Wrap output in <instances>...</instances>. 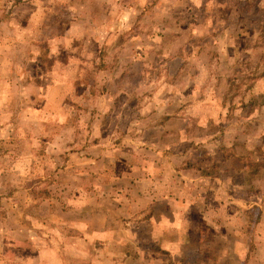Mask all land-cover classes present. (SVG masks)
I'll return each mask as SVG.
<instances>
[{"label":"rangeland","instance_id":"1","mask_svg":"<svg viewBox=\"0 0 264 264\" xmlns=\"http://www.w3.org/2000/svg\"><path fill=\"white\" fill-rule=\"evenodd\" d=\"M252 119L264 145V0H0V264H264L256 209L223 208L228 238L205 229L203 256L178 263L156 249L169 239H141L134 199L179 173L189 190L200 160L233 176L214 191H262L264 148L233 137Z\"/></svg>","mask_w":264,"mask_h":264},{"label":"crops","instance_id":"2","mask_svg":"<svg viewBox=\"0 0 264 264\" xmlns=\"http://www.w3.org/2000/svg\"><path fill=\"white\" fill-rule=\"evenodd\" d=\"M182 64L183 61L181 56L172 57L167 64L168 73L170 75H176L178 70L182 67ZM205 67L206 69H208V66ZM252 111H253L252 113H255L257 112V109H253ZM201 115L200 113H197V116H201ZM214 115L215 114L209 112L208 116L209 118L216 117ZM173 117L174 116H172V118ZM236 122H237V127H233L236 128V131L233 133V137L236 136L238 140L239 139L243 140L242 144L245 146V148H247V150H250L252 151V153H254V160L259 162L262 158L260 159L258 157H255V151H258L259 148L261 149L264 148V145L261 144L262 138L260 136V131H255L254 129L256 122L250 121L253 124V128H251L249 132L247 131V133L245 132L244 126L238 125L240 121L236 120ZM257 124L259 123L257 122ZM232 125H234V122H228L225 124L223 128L224 130L225 129L228 130V127ZM185 131H186L185 128L183 130H181V128L179 130L178 129L174 130V132H176L179 135L177 137L178 139ZM224 134L226 137V141L224 140L223 144L229 146L228 140L233 139V137L232 138H228V137L229 136L231 137L232 134H229L226 130L224 131ZM193 142L195 144H198L197 141H193ZM198 142H203V141H198ZM194 143H189L188 146H190V148L195 147ZM231 144H233V141H231ZM175 145L176 143L173 144V146ZM219 148H221V150L225 149L224 147H221V145L219 146ZM204 161H206V159ZM199 162H200L199 165L195 164L194 166H192L194 167L195 170L191 171L192 177L190 179V182H194V187H191L190 184L189 190H181L182 189L181 179H180L181 175L179 173V177L177 175L175 178L176 183H179L176 186L177 187L176 189L172 188L171 191L169 190L168 192L165 191L164 194L160 196L154 193L153 195L151 192H149L150 190L148 191L143 190L141 191V194H139V196H136L134 198L136 200L138 199L137 200V203L139 204L138 207H137L138 204L136 203V208H138L137 212H142L144 210H147V212H149L150 214L148 220H144L141 222L142 234L146 231L145 228L150 230L149 232L146 231L147 235H141V239L145 240L150 237L151 238L163 237L164 239L165 238L169 239L170 242H167V240H163L161 241V243H158V245L156 246L159 247L156 249H160L163 251L174 249L175 255L173 260L174 262L177 261L178 263H192L193 259H197L203 256L205 250L204 249L200 250V249L206 247L205 246L206 240H208L211 236L209 235L208 237H206L204 233L205 229L207 230L210 228L216 231V233H213L211 236L210 242H212V244H214V242H217L218 240L228 238L230 231L227 230L226 232L221 233L220 231H218L217 229L218 226L216 225V223L219 221L216 215L221 217L220 221H223V217L222 215H220L221 214L220 212L221 210H223V208L231 207L232 211H234V209L236 208H247V209L254 208L256 209L257 213H259L258 218L256 219V224L258 225V223L260 224L261 222H264L262 220V218H264V186L262 191L260 186L257 191H254L253 189H250L249 185H243L242 183H238L237 186H235L234 188L235 190H233V193H229L230 195L225 193L226 191H224L223 189H220L219 191H214L213 190L214 183L222 184L223 182H225L224 180H227L226 182H230L233 176L232 175L228 176L224 174L223 175L212 174V172L209 171L208 169V165H206L205 163L201 164V160ZM245 171L248 172L247 169H245V167L237 168L235 176L239 177L241 176L239 173L244 174ZM251 174L254 178V181L259 179L258 174L254 176L255 175L254 170L251 171ZM233 213L235 214H232L230 218L231 219L237 218L239 220V211L237 212L234 211ZM172 230H176L177 232L173 239H172V237L174 236L173 232L167 233V234H172L173 235L172 237L164 236L166 232ZM239 231L242 234V236L243 235L245 236V233L241 228ZM182 234L185 237V240L182 238L183 237ZM242 240L241 243L244 244ZM245 246L247 247L246 249L247 252L248 246L244 245V247ZM227 253L231 254L229 249L226 250V255ZM219 255L220 253L217 256ZM220 257L223 256L220 255ZM216 261H222V260L221 258H218Z\"/></svg>","mask_w":264,"mask_h":264}]
</instances>
